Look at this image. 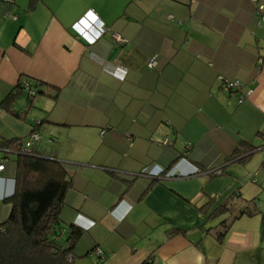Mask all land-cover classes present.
I'll return each instance as SVG.
<instances>
[{"label":"crops","instance_id":"crops-1","mask_svg":"<svg viewBox=\"0 0 264 264\" xmlns=\"http://www.w3.org/2000/svg\"><path fill=\"white\" fill-rule=\"evenodd\" d=\"M260 6L264 15V0H17L15 21L0 6V146L36 128L32 151L66 167L60 223L83 231L71 264H264ZM26 79L42 94L2 105ZM222 79L250 96L238 104ZM242 142L256 149L232 158ZM9 151L0 224L15 189ZM225 202L247 213L226 231L229 213L208 219Z\"/></svg>","mask_w":264,"mask_h":264},{"label":"trees","instance_id":"trees-1","mask_svg":"<svg viewBox=\"0 0 264 264\" xmlns=\"http://www.w3.org/2000/svg\"><path fill=\"white\" fill-rule=\"evenodd\" d=\"M36 1L30 0V7H33ZM0 6L3 7L1 4ZM23 81L25 80H20L16 84L4 98L2 105L9 104L22 94ZM26 81L31 83L30 88L34 95L42 94L41 91H37L40 87L38 84L28 79ZM30 104L28 107H31ZM20 140L2 142L0 146L5 155L10 154L9 150L16 154L15 189L11 196L4 199V203L9 206V215L0 224V264H71L73 261L70 262L69 259L73 260L72 250L83 231L75 225H69L62 230L60 210L72 181L62 163L37 155L32 150L29 154H22L18 144ZM241 144L246 145L247 150L243 153H240L239 149L234 150L232 158H239L256 149L249 143ZM261 168L264 170V161ZM226 213L232 218L227 222H221L225 231L233 221L247 215L245 210L237 211L231 202H225L215 209L208 219L219 218ZM62 231L65 232V239L61 237L55 241L54 238ZM224 232L218 234L219 239ZM140 264L154 262L152 258H148Z\"/></svg>","mask_w":264,"mask_h":264},{"label":"built area","instance_id":"built-area-1","mask_svg":"<svg viewBox=\"0 0 264 264\" xmlns=\"http://www.w3.org/2000/svg\"><path fill=\"white\" fill-rule=\"evenodd\" d=\"M251 2H253L254 4H257L260 0H250ZM17 0H0V4L5 7V10L2 14V17L5 19H10L12 21H15L17 18L15 15H13L11 13V8L16 4ZM8 7H10L9 9H7ZM262 7H258L257 8V12H258V16L257 17V23H261L264 22V15L260 14L259 12L261 11ZM169 19H172L171 16H169ZM112 40L114 41V43L116 45L122 46L126 43V40H124L123 38H121L120 36L113 34L112 36ZM156 66V57H151L147 64L146 67L148 70H153ZM222 89L227 91V92H239V96H238V100L237 103L238 104H242L251 94V90L245 91V92H241V84L238 80H234V81H230L227 79H222ZM22 87H23V91H27L29 93L30 96H34V93L32 91L31 87V83L29 81H23L22 82ZM40 124L39 121H35L34 122V127L38 126ZM41 140V135L40 132L35 128L34 130H32V132L24 139H21L18 144L20 146V152L22 154H29L30 151L32 150L33 146L39 142ZM3 149H0V152H3ZM5 169V163L3 161V159L0 158V174L4 171ZM65 234L64 231H62V233L55 237V241H58L63 235ZM94 254L101 259L102 258V253L99 249H94L93 250ZM70 262H72L73 260L69 259Z\"/></svg>","mask_w":264,"mask_h":264},{"label":"rangeland","instance_id":"rangeland-1","mask_svg":"<svg viewBox=\"0 0 264 264\" xmlns=\"http://www.w3.org/2000/svg\"><path fill=\"white\" fill-rule=\"evenodd\" d=\"M260 156H261V153H260V152L254 154V155L251 157V159H250V164H251V165H255V164L258 162ZM178 158H179V157H178ZM177 161H179V162H181V161H185V162H186V161H188V160H187V158L183 157L181 161L178 160V159H177ZM61 227H62V230L66 228V226H64V225H62V224H61ZM62 239H63V240L65 239V236H64V235L62 236Z\"/></svg>","mask_w":264,"mask_h":264}]
</instances>
